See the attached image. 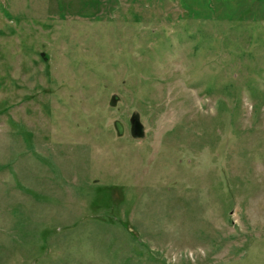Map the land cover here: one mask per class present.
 <instances>
[{"label":"rangeland","instance_id":"1","mask_svg":"<svg viewBox=\"0 0 264 264\" xmlns=\"http://www.w3.org/2000/svg\"><path fill=\"white\" fill-rule=\"evenodd\" d=\"M0 264H264V0H0Z\"/></svg>","mask_w":264,"mask_h":264},{"label":"water","instance_id":"2","mask_svg":"<svg viewBox=\"0 0 264 264\" xmlns=\"http://www.w3.org/2000/svg\"><path fill=\"white\" fill-rule=\"evenodd\" d=\"M132 130H133V134L137 137V138H144V127L140 122L139 117L135 114L132 118Z\"/></svg>","mask_w":264,"mask_h":264},{"label":"trees","instance_id":"3","mask_svg":"<svg viewBox=\"0 0 264 264\" xmlns=\"http://www.w3.org/2000/svg\"><path fill=\"white\" fill-rule=\"evenodd\" d=\"M44 58L47 60L48 58L46 57V55H44Z\"/></svg>","mask_w":264,"mask_h":264}]
</instances>
